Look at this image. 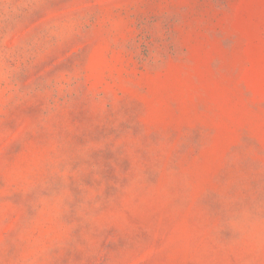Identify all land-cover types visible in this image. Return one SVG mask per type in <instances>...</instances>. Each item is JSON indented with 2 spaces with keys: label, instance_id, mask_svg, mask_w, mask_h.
<instances>
[{
  "label": "rangeland",
  "instance_id": "rangeland-1",
  "mask_svg": "<svg viewBox=\"0 0 264 264\" xmlns=\"http://www.w3.org/2000/svg\"><path fill=\"white\" fill-rule=\"evenodd\" d=\"M0 264H264V0H0Z\"/></svg>",
  "mask_w": 264,
  "mask_h": 264
}]
</instances>
